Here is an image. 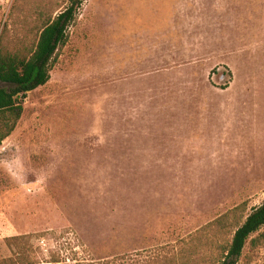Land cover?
<instances>
[{
  "label": "rangeland",
  "instance_id": "obj_1",
  "mask_svg": "<svg viewBox=\"0 0 264 264\" xmlns=\"http://www.w3.org/2000/svg\"><path fill=\"white\" fill-rule=\"evenodd\" d=\"M263 201L264 0H83L0 144V264H217Z\"/></svg>",
  "mask_w": 264,
  "mask_h": 264
},
{
  "label": "trees",
  "instance_id": "obj_2",
  "mask_svg": "<svg viewBox=\"0 0 264 264\" xmlns=\"http://www.w3.org/2000/svg\"><path fill=\"white\" fill-rule=\"evenodd\" d=\"M83 0H65L52 11L40 5L35 12L15 23L18 35L6 29L0 35V144L15 129L23 112L24 98L50 78L57 51L68 41ZM222 222L217 219L215 223ZM264 227V201L233 231L217 264H237L247 239ZM264 238V231L261 232ZM24 263V262H22Z\"/></svg>",
  "mask_w": 264,
  "mask_h": 264
}]
</instances>
